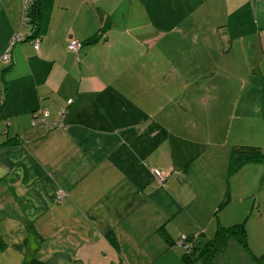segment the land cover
Returning <instances> with one entry per match:
<instances>
[{"label": "crops", "instance_id": "obj_1", "mask_svg": "<svg viewBox=\"0 0 264 264\" xmlns=\"http://www.w3.org/2000/svg\"><path fill=\"white\" fill-rule=\"evenodd\" d=\"M39 2L35 50L22 0H0L4 253L19 264H185L186 236L188 264H201L218 227L244 223L249 251L230 238L210 264H264V162L228 176L235 147L264 149V0ZM62 108L58 128L34 123V111L55 121Z\"/></svg>", "mask_w": 264, "mask_h": 264}, {"label": "trees", "instance_id": "obj_2", "mask_svg": "<svg viewBox=\"0 0 264 264\" xmlns=\"http://www.w3.org/2000/svg\"><path fill=\"white\" fill-rule=\"evenodd\" d=\"M22 8H23V2H22ZM109 24H110L109 22H106L105 26L99 30V33H96L94 36L89 38L87 40V43L91 44V43L98 41V39L102 37L104 33H106ZM24 25L29 26V28L32 31L33 38L37 37L39 27H40V2L39 0L33 1V4L30 6L29 11L27 13V20L24 23ZM62 109H66V112H67V108H62ZM41 111L43 110H36L33 112V120H34V114L36 112H41ZM59 115L60 114H58L57 120L55 121H49L48 117L46 118L45 126L48 130H54L55 128H57V127L49 128L48 125H50L52 122L60 121V123L62 124L63 119L60 120ZM260 162H264V149L263 148L252 147V146H237L232 150V153L230 156V161L228 165V176L233 175L240 167H242L245 164L260 163ZM225 203L226 202H223L220 205V207H222ZM109 237L112 241V244L115 247H117L114 236L110 235ZM230 238H235L236 240H238V242L243 246V248L249 251L247 233H246V228L244 226V223L235 224L229 227L220 226L217 228L215 234L200 249V252L197 258L201 261V264H210L213 256L217 252L224 251L226 243ZM190 241L191 240L189 237H186V236L184 237V246L187 247L186 254L184 255L185 264H188L194 260L191 256L192 250L190 249V246L188 244ZM6 249H7L6 243L0 238V252H5ZM25 264H44V263L40 261L39 259H34Z\"/></svg>", "mask_w": 264, "mask_h": 264}, {"label": "built area", "instance_id": "obj_3", "mask_svg": "<svg viewBox=\"0 0 264 264\" xmlns=\"http://www.w3.org/2000/svg\"><path fill=\"white\" fill-rule=\"evenodd\" d=\"M33 1L34 0H22L23 2V22L25 23L26 20H27V13L29 11V8L30 6L33 4ZM33 43V47L35 50H38L39 49V46H40V39L37 37V38H34V40L32 41ZM82 44L79 42V41H75V40H70L69 44H68V48L74 52H78L79 49L81 48ZM2 61L6 62V63H9L10 62V56L8 54H5L2 59ZM72 103V100H69L68 101V105ZM59 117H60V120H62L66 114V109H62L59 113ZM48 117V112L46 110H43L41 112H36L34 114V123L35 124H44L46 125V118ZM62 124L59 122H52L49 126V128H55V127H59L61 126ZM155 177L158 178L159 180H162V175L161 173L159 172V170L157 169H153L152 170ZM65 197V192L63 190H58L57 193H56V200L58 201H61L63 198ZM179 243L184 245V237L181 238L179 240ZM186 247V246H185ZM187 248V247H186Z\"/></svg>", "mask_w": 264, "mask_h": 264}, {"label": "rangeland", "instance_id": "obj_4", "mask_svg": "<svg viewBox=\"0 0 264 264\" xmlns=\"http://www.w3.org/2000/svg\"><path fill=\"white\" fill-rule=\"evenodd\" d=\"M137 0H132V3H134V2H136ZM117 3V0H112V3H110V2H108V4H109V6H112L113 4L115 5ZM121 9H124L125 10V12H130V15L132 16V20H133V22H136V23H139L137 20H139L140 18H139V16H141V12H139V9H138V7H137V5L135 6H133V8L131 7V10H132V13H131V10L128 8V6L125 4ZM139 18V19H138ZM132 22V23H133ZM140 23H142L141 22V20H140ZM134 24V23H133ZM135 25V24H134ZM142 30H143V28H141V29H131V31H130V33H131V35H134V33H139V32H141L142 33ZM150 58V57H149ZM152 59V58H151ZM148 61H147V64L151 67V68H153L152 67V62L149 60V59H147ZM153 60V59H152ZM154 61V60H153ZM127 63H130V62H127ZM217 63V62H216ZM217 65V64H216ZM117 66V65H116ZM130 67H132V68H139V67H142V65L140 66V64H138V62H135V61H131V65H130ZM147 67V66H146ZM211 67H213L214 69L215 68H217V67H214V65H212L211 64ZM198 111H202V110H200V109H195V115L196 116H198V114H199V112ZM195 116V118H197ZM178 118L179 119H182V118H184V115L181 113L180 115H178ZM217 120V119H216ZM198 129H199V126H198ZM198 131H196V133H197ZM15 254L14 253H4V252H0V264H19V260L18 259H16L15 258Z\"/></svg>", "mask_w": 264, "mask_h": 264}]
</instances>
